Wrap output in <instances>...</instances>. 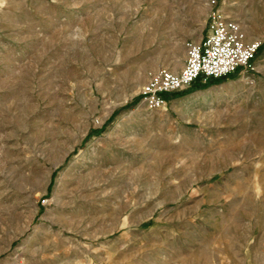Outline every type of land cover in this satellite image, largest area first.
Wrapping results in <instances>:
<instances>
[{
  "label": "rangeland",
  "instance_id": "obj_1",
  "mask_svg": "<svg viewBox=\"0 0 264 264\" xmlns=\"http://www.w3.org/2000/svg\"><path fill=\"white\" fill-rule=\"evenodd\" d=\"M259 47L150 109L208 0H0V264H264V0H218Z\"/></svg>",
  "mask_w": 264,
  "mask_h": 264
},
{
  "label": "built area",
  "instance_id": "obj_2",
  "mask_svg": "<svg viewBox=\"0 0 264 264\" xmlns=\"http://www.w3.org/2000/svg\"><path fill=\"white\" fill-rule=\"evenodd\" d=\"M207 32L198 42L187 44V60L179 72L167 68L155 73L141 89V102L150 109L168 104V94L189 88L199 79L220 78L247 68L259 43H246L241 24L228 17L218 0H208Z\"/></svg>",
  "mask_w": 264,
  "mask_h": 264
}]
</instances>
